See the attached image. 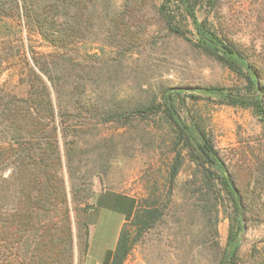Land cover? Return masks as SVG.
Returning <instances> with one entry per match:
<instances>
[{
	"label": "trees",
	"instance_id": "1",
	"mask_svg": "<svg viewBox=\"0 0 264 264\" xmlns=\"http://www.w3.org/2000/svg\"><path fill=\"white\" fill-rule=\"evenodd\" d=\"M224 1L0 0L1 19L21 20L30 33L54 48L52 54H32L31 63L24 59L20 93L0 88V173L11 169L6 187L0 183V245L4 249V264H11L10 256L5 255L8 248L20 246L25 238H31L29 248L22 258L16 256L15 264H74L69 204L75 206L81 220L78 238L85 253L86 201L92 197V170L81 171L82 161L75 162V156L82 134L87 131L80 121L92 118H100L101 124L121 127L133 119L149 120L156 125V131H161L165 153L170 155L165 201L161 203L157 195L136 200L134 213L120 231L109 264H124L138 239L162 220L186 160L215 201L221 193L231 199L233 217L223 259L229 257L233 261L237 257L250 202L237 189V180L219 156L203 118L185 109L186 99L194 104L204 95L218 105L248 109L264 124V37L259 50L247 48L235 43L221 25L197 18L202 9L218 14ZM146 7L153 10L155 21L170 34L242 79L244 92L237 87H171L146 102L131 106L112 104L100 109L90 99L89 73L68 58L66 51L82 39V23H89L94 17L108 26L107 39L114 43L122 41ZM259 14H264V0ZM184 21H191L193 31L188 30ZM99 149L94 156V168L105 167L109 157L107 148ZM63 162L67 179L61 171ZM254 184L264 192L262 157L257 159ZM42 215H47V219L40 220Z\"/></svg>",
	"mask_w": 264,
	"mask_h": 264
},
{
	"label": "rangeland",
	"instance_id": "2",
	"mask_svg": "<svg viewBox=\"0 0 264 264\" xmlns=\"http://www.w3.org/2000/svg\"><path fill=\"white\" fill-rule=\"evenodd\" d=\"M262 1L225 0L218 14L202 9L197 18L200 21L207 18L215 25H221L235 43L259 50L264 37V14H259ZM185 23L188 30L193 31L191 21ZM129 27L127 37L114 43L107 39L108 26L94 17L89 23H82V39L76 47L66 51L68 58L89 73L87 89L90 99L100 109L112 104L131 106L146 102L171 87H237L242 90L245 87V82L238 76L159 25L151 8L146 7ZM52 53L54 48L38 35L30 33L21 20L0 18L1 89L20 93L24 59L31 63L32 54ZM201 96L194 104L186 99L185 109L203 118L219 156L237 180V189L250 202L237 257L233 261H229V257L223 259L230 218L233 217L231 199L221 193L215 201L194 176L193 165L186 160L162 220L133 245L127 258L129 262L264 264V192L254 184L257 159L264 158V124L248 109L218 105L212 101L214 99ZM181 112L184 114V109ZM80 122L87 131L82 134L75 162L82 161L81 171L92 170V197L100 191L113 190L133 196L138 201L152 199L156 195L161 203L165 201L168 188L166 165L170 155L165 153L167 149L162 133L156 131V125L143 119L128 121L124 127L101 124L100 118L82 119ZM103 147L109 154L106 165L94 168L96 150ZM61 171L67 179L64 162ZM10 173L11 169L0 173V183L5 187ZM92 197L86 201L87 210ZM92 205H95V200ZM69 207L75 241L74 264H84L82 241L78 238L81 220L74 211L75 206L69 204ZM107 213L106 210H90L89 221L93 224V219L99 220L90 229L98 232L101 228H112V221L105 220ZM39 218L47 219V215ZM29 239L25 238L20 246L8 248L5 255L10 256L9 263L15 264L16 256H25ZM2 246L0 264H4Z\"/></svg>",
	"mask_w": 264,
	"mask_h": 264
},
{
	"label": "crops",
	"instance_id": "3",
	"mask_svg": "<svg viewBox=\"0 0 264 264\" xmlns=\"http://www.w3.org/2000/svg\"><path fill=\"white\" fill-rule=\"evenodd\" d=\"M95 200V205L93 202ZM136 199L133 196L126 195L113 190H103L96 193L92 197L91 208L86 213V221L88 223V244L87 249L83 255L84 264L89 261V264H109L111 254L114 251L120 231L128 218L132 216L135 210ZM106 210L104 215L105 220L112 221V228L100 229L98 232L91 230L90 226H96L99 221L93 219V224L89 221L90 210ZM124 264H140L139 261L129 262Z\"/></svg>",
	"mask_w": 264,
	"mask_h": 264
},
{
	"label": "water",
	"instance_id": "4",
	"mask_svg": "<svg viewBox=\"0 0 264 264\" xmlns=\"http://www.w3.org/2000/svg\"><path fill=\"white\" fill-rule=\"evenodd\" d=\"M224 264V263H223Z\"/></svg>",
	"mask_w": 264,
	"mask_h": 264
}]
</instances>
